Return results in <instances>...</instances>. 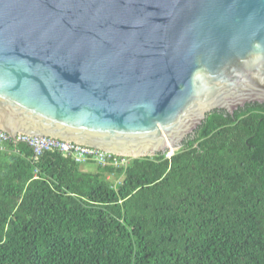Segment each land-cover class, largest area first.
Returning a JSON list of instances; mask_svg holds the SVG:
<instances>
[{
	"label": "water",
	"instance_id": "water-1",
	"mask_svg": "<svg viewBox=\"0 0 264 264\" xmlns=\"http://www.w3.org/2000/svg\"><path fill=\"white\" fill-rule=\"evenodd\" d=\"M264 100V0H0V130L130 158Z\"/></svg>",
	"mask_w": 264,
	"mask_h": 264
},
{
	"label": "trees",
	"instance_id": "trees-1",
	"mask_svg": "<svg viewBox=\"0 0 264 264\" xmlns=\"http://www.w3.org/2000/svg\"><path fill=\"white\" fill-rule=\"evenodd\" d=\"M247 105L123 168L0 150V264H264V107Z\"/></svg>",
	"mask_w": 264,
	"mask_h": 264
},
{
	"label": "built area",
	"instance_id": "built-area-1",
	"mask_svg": "<svg viewBox=\"0 0 264 264\" xmlns=\"http://www.w3.org/2000/svg\"><path fill=\"white\" fill-rule=\"evenodd\" d=\"M22 143L32 151V160L38 162L46 153H60L65 157L72 158L81 166L95 164L99 166L126 167L130 157L116 155L98 148L61 140L47 136H31L18 133L15 136L0 130V150L6 151L10 145Z\"/></svg>",
	"mask_w": 264,
	"mask_h": 264
},
{
	"label": "rangeland",
	"instance_id": "rangeland-1",
	"mask_svg": "<svg viewBox=\"0 0 264 264\" xmlns=\"http://www.w3.org/2000/svg\"><path fill=\"white\" fill-rule=\"evenodd\" d=\"M175 151L177 150H172L171 153L167 154V156L169 157L170 155H172ZM95 167L96 165H92V164H89V165H83L81 168L84 169V170H95ZM110 182H112L114 185H116L118 182L121 181V179H116L115 177L111 176L110 177Z\"/></svg>",
	"mask_w": 264,
	"mask_h": 264
},
{
	"label": "flooded vegetation",
	"instance_id": "flooded-vegetation-1",
	"mask_svg": "<svg viewBox=\"0 0 264 264\" xmlns=\"http://www.w3.org/2000/svg\"><path fill=\"white\" fill-rule=\"evenodd\" d=\"M255 103H260V104H262L263 105V107H264V100L262 101V102H255ZM247 104H252V103H247ZM247 104H245L244 106H241V107H238V109L237 110H235L234 111V113L235 112H239L240 110H247L248 108H247V106H251V105H247ZM218 111H224V110H218ZM225 113H227V114H229L230 116H234V113L232 114V113H229L228 111H224ZM195 134V133H194ZM194 134H190L189 136H191V135H194ZM189 136H187L186 138H185V140L189 137ZM184 140V141H185Z\"/></svg>",
	"mask_w": 264,
	"mask_h": 264
}]
</instances>
